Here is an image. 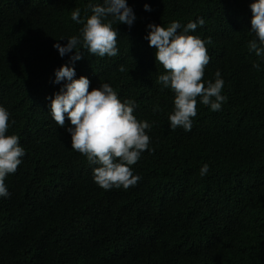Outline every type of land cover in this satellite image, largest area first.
<instances>
[{
	"label": "trees",
	"instance_id": "trees-1",
	"mask_svg": "<svg viewBox=\"0 0 264 264\" xmlns=\"http://www.w3.org/2000/svg\"><path fill=\"white\" fill-rule=\"evenodd\" d=\"M251 2L128 0L136 19L117 25L118 55L81 50L76 77L88 76L90 91L109 82L154 122L152 150L132 166L139 181L105 190L72 149L67 115L61 127L50 113L63 83L55 70L70 57L53 45L78 33L71 12L83 19L88 0H0V104L26 149L0 198V264H264V60L248 51ZM200 16L196 33L212 38L203 79L219 69L228 100L218 111L198 102L191 131L172 129L174 93L157 80L147 25Z\"/></svg>",
	"mask_w": 264,
	"mask_h": 264
},
{
	"label": "clouds",
	"instance_id": "clouds-1",
	"mask_svg": "<svg viewBox=\"0 0 264 264\" xmlns=\"http://www.w3.org/2000/svg\"><path fill=\"white\" fill-rule=\"evenodd\" d=\"M145 10L151 11L149 4ZM253 38L248 42V51L264 60V0H252L250 4ZM81 18V9L74 8L71 19L82 27L77 34L61 36L53 47L61 57L70 54L69 62L55 70L53 83L61 84L50 103L52 119L58 126H65L67 115L70 125L72 149L80 152L93 167V179L103 189L129 188L141 178L134 174L133 165L145 150L151 151L150 130L152 123L135 114L137 103L134 99L121 97L111 83L101 81L98 87L89 90L90 79L86 75L76 77L75 63L82 58V49L99 57L118 55L117 25L126 23L131 27L136 14L128 0H88ZM90 13V14H89ZM205 24L203 16L182 24L172 20L164 24L149 23L146 39L156 49V60L164 68L157 77L164 89L174 93L173 109L168 113L170 127H182L191 131L193 117L197 115V103L218 111L227 102L223 93L224 79L219 69L215 79L204 80L205 66L210 61L208 45L211 37L196 33ZM67 38L61 44L60 39ZM73 49L76 51L73 52ZM260 68L259 63L253 65ZM120 71H125L123 65ZM159 105L153 107L157 111ZM11 113L0 104V198L10 196L5 180L15 173L22 163L26 149L18 133H9ZM209 171L204 163L200 175Z\"/></svg>",
	"mask_w": 264,
	"mask_h": 264
}]
</instances>
